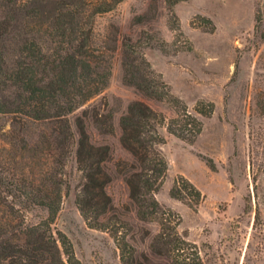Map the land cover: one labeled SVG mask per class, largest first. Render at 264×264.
Segmentation results:
<instances>
[{"label":"trees","instance_id":"obj_1","mask_svg":"<svg viewBox=\"0 0 264 264\" xmlns=\"http://www.w3.org/2000/svg\"><path fill=\"white\" fill-rule=\"evenodd\" d=\"M124 1L0 0V115L11 119L0 125V264H80L70 239L64 233L57 237L52 228L70 187L66 168L73 154L82 174L76 196L81 215L90 228L112 235L121 264H146L128 240L127 222L113 214L107 192L111 149L94 145L86 129L90 120L102 133L115 134L114 113L93 110L78 117L79 138L69 118L108 88L121 40L124 84L169 101L175 116L131 102L119 124L120 143L133 162L120 161L116 173L129 188L137 216L160 226L152 251L171 264H204L197 245L179 231L181 216L156 197L168 171L158 149L165 133L193 144L204 122L118 26L97 31L98 17ZM196 110L208 118L215 104L201 102ZM170 194L195 211L206 198L185 175L177 176ZM35 208L48 216L29 224L26 212Z\"/></svg>","mask_w":264,"mask_h":264},{"label":"rangeland","instance_id":"obj_2","mask_svg":"<svg viewBox=\"0 0 264 264\" xmlns=\"http://www.w3.org/2000/svg\"><path fill=\"white\" fill-rule=\"evenodd\" d=\"M171 1L125 0L99 16L96 29L103 34L118 26L171 92L204 122L193 144L165 133L166 143L158 146L168 171L156 197L181 216L179 231L197 245L204 264H264V0ZM123 52L121 40L108 88L69 118L79 138L78 117L93 110L114 113L113 135L102 133L90 120L86 124L91 142L111 149L107 167L113 180L107 192L113 214L127 222L128 240L146 264H171L152 251L160 226L137 216L116 164L133 162L120 143L119 124L131 102L144 101L168 117L175 116V110L169 101L149 98L124 84ZM201 102L215 104L211 117L197 112ZM10 121L0 115V125ZM66 172L70 187L52 225L55 235L64 233L70 239L80 264H121L112 235L90 228L78 209L82 174L75 154ZM179 175L206 195L198 210L171 197ZM47 216L35 208L26 212V221L37 224Z\"/></svg>","mask_w":264,"mask_h":264}]
</instances>
